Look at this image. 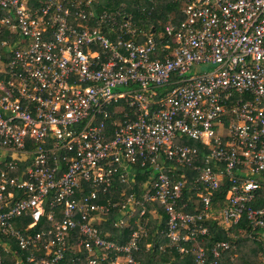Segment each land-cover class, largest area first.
Returning <instances> with one entry per match:
<instances>
[{
	"label": "built area",
	"instance_id": "built-area-1",
	"mask_svg": "<svg viewBox=\"0 0 264 264\" xmlns=\"http://www.w3.org/2000/svg\"><path fill=\"white\" fill-rule=\"evenodd\" d=\"M182 1L183 21L158 44L120 11L98 15L94 0H0V264H59L70 238L85 252L78 264H139L142 226L119 245L95 224L118 208L122 226L153 202L168 246L192 242L205 264L196 237L224 182L223 223L264 229V207L251 205L264 193V0ZM167 162L197 171L198 212L177 208L188 181ZM138 165L153 172L141 199L105 200ZM43 218L52 227L30 231Z\"/></svg>",
	"mask_w": 264,
	"mask_h": 264
},
{
	"label": "trees",
	"instance_id": "trees-1",
	"mask_svg": "<svg viewBox=\"0 0 264 264\" xmlns=\"http://www.w3.org/2000/svg\"><path fill=\"white\" fill-rule=\"evenodd\" d=\"M36 1L29 0V4L39 5V3L36 4ZM183 5L184 2L182 0H99L95 8L98 15L104 11L107 13L120 11L123 16L131 21L133 26L139 29L141 41L145 36L153 35L159 44L160 41L167 38L164 32L166 25L178 26L183 21ZM160 94H164V89L159 90V96ZM243 97L248 99V97ZM116 105L123 106L124 108H121L122 111H126V105L123 100H120ZM110 111L112 113L114 109ZM122 116V113H114L112 115L113 119L117 117L122 118ZM223 120L224 122H228L229 117L225 116ZM108 127L110 128V125ZM182 140V143L185 145L201 149L193 141H189L188 139ZM201 153L205 154L206 151L203 150ZM202 162L203 160L200 158L198 164L202 165ZM164 170L174 180H180L181 176L184 175L186 181H188L183 188L182 198L177 208L187 213L198 212L200 209V199L197 198L196 191L192 189V181L197 176V171L193 168L170 162L165 164ZM152 173V170L148 167H140L138 165L135 168V176L131 180L121 183L117 177L116 181L112 182L108 194L103 198L124 203L126 196L134 194L140 200L145 185L150 183ZM228 186V183L224 182L215 192L212 200L213 210L220 211L224 208ZM122 193L123 195H121ZM256 193L257 198L251 205L255 209L263 208L264 193L262 190H258ZM182 203L186 204V207L183 209L180 207ZM145 205L146 212L142 216L139 215L141 208L136 207V212L130 218H124L122 226L117 227L115 225L116 221L120 218L118 208H111L95 226L100 231L102 237L119 245L127 243L131 233L139 226H142L144 234L140 239L138 251L133 254L135 261L139 264H195L196 254L192 251V242L183 243L187 249L186 253H179L175 247L170 248L168 246V240L165 235L167 216L162 206L157 202ZM152 210H155L160 215L159 218H152L150 213ZM29 222L27 220L26 224ZM200 224L202 228L206 229V233L204 235L198 234L196 242L205 251V264H264L263 261H259V257L264 254V238H262L261 234L264 233V229H257L252 233L244 217L238 224L231 226L229 229H225L214 217L205 218ZM49 227H52V225L43 218L30 231L37 232ZM220 242H227L230 246L228 249H221L220 258L215 259L211 251ZM68 244L69 246L64 254V258L59 264H78V256L84 255L85 252L79 250L76 254L71 250L74 239L71 240L70 238Z\"/></svg>",
	"mask_w": 264,
	"mask_h": 264
},
{
	"label": "rangeland",
	"instance_id": "rangeland-1",
	"mask_svg": "<svg viewBox=\"0 0 264 264\" xmlns=\"http://www.w3.org/2000/svg\"><path fill=\"white\" fill-rule=\"evenodd\" d=\"M94 3H95V4L99 3V0H94ZM200 69H201L202 72H208V71H211V70H212V68H211L210 65H205V66L203 65ZM192 74H193V70L190 71V72L187 74V76H191ZM120 91H123V89H120ZM212 217H214L216 220H218V222H219L220 224H223V220H222V218H221V216H220V211L214 209V210H213ZM259 258H260L259 261L262 262V257L260 256Z\"/></svg>",
	"mask_w": 264,
	"mask_h": 264
},
{
	"label": "crops",
	"instance_id": "crops-1",
	"mask_svg": "<svg viewBox=\"0 0 264 264\" xmlns=\"http://www.w3.org/2000/svg\"><path fill=\"white\" fill-rule=\"evenodd\" d=\"M150 213H151V215H152V218H159V216L160 215H158V213H156V211L154 210H152V211H150ZM220 225H222L225 229H229L230 228V226H227L226 224H220ZM262 234V238H264V233H261ZM262 261L264 262V254H262Z\"/></svg>",
	"mask_w": 264,
	"mask_h": 264
}]
</instances>
